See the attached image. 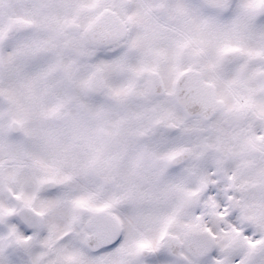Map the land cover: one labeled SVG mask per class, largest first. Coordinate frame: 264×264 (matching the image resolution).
Segmentation results:
<instances>
[{"label":"snow or ice","instance_id":"1","mask_svg":"<svg viewBox=\"0 0 264 264\" xmlns=\"http://www.w3.org/2000/svg\"><path fill=\"white\" fill-rule=\"evenodd\" d=\"M264 30V6L245 0ZM90 11H83L85 8ZM108 0H71L55 9V25H48L37 0L19 5V12L34 16L27 26H14L13 16H0V54L5 61L17 53L28 54L34 38L52 44L54 55L86 46L92 72L103 73L121 61L125 46L115 39L116 18L107 13ZM204 14L221 21L232 20L239 11L233 3L227 10L201 3ZM79 15V23H74ZM217 57L232 43L223 32L192 37ZM54 42V43H53ZM54 57L32 64L43 70ZM12 79L10 66L0 64V83ZM205 82L182 75L178 94L186 103L196 102ZM212 103L218 101L213 96ZM253 135H264V124ZM3 140L0 133V141ZM158 166L164 169L162 188L166 195L152 208L128 200L107 176L93 174L85 161L63 183L21 187L25 176L15 175L9 156L36 159L43 149L36 141L14 142L0 150V264H264V199H253L240 189L238 162H221L216 156L187 151L191 147L182 128L163 124L149 141ZM42 167H56L49 158L36 160ZM152 241V247L143 242Z\"/></svg>","mask_w":264,"mask_h":264},{"label":"flooded vegetation","instance_id":"2","mask_svg":"<svg viewBox=\"0 0 264 264\" xmlns=\"http://www.w3.org/2000/svg\"><path fill=\"white\" fill-rule=\"evenodd\" d=\"M146 1L153 4V7H150L148 11L145 9L147 17H150L151 20L150 26L152 28L155 26V31L161 29L160 32L158 31L161 34L165 33L163 38H165V43L169 44L167 53L154 52L152 45L156 41L152 38H147L145 42L139 40V47L132 44L131 40L134 37L139 38L133 32V29L137 27L135 22H139V20H135L133 16L127 20L125 16H119L114 10V13L116 12L118 15L116 25L118 30L115 39L118 40L119 46H128L121 61L131 66L130 75L133 76L129 83L131 96L149 99L147 103L154 105L153 108H150L134 102L129 109L127 108L132 114L130 116H132L133 122L139 124L138 134L146 133L150 136L162 124L169 128L178 125L183 129L191 144V147L186 149L187 151L205 155L204 148L206 146L204 145H210L209 155L218 157L221 162H227L233 159V150H239L243 158L250 159L249 162L246 161L238 167L240 189L253 199L264 198V135H253L256 126L264 124V113H259L257 110L258 106L264 104V62L258 63L254 60L257 58L264 60V30L256 32L259 30L256 26V17L250 12L248 3L245 0H186L187 6L194 9L196 16L199 17V19L188 20L194 27L191 28V32H187V27L182 22L168 18L166 4L169 0ZM201 3L210 8L223 10H227L230 5L237 3L239 11L234 19L221 21L206 16L199 7ZM255 3L264 6V0H255ZM154 12L160 15L157 21V15ZM203 16L206 19L202 22L201 17ZM79 18L78 15L76 23H79ZM204 24L206 26L210 24L216 29L212 32H223L233 38L232 43L225 47L218 57L214 52L204 49L192 39L194 36L206 33L203 28ZM229 28L230 33L227 31ZM256 35L260 39L259 43L262 49L258 53H252L246 48L244 49L241 42L243 39L253 40V36ZM144 37L147 36L141 35V38ZM161 42L163 44V41ZM87 53L89 57L92 55L89 48H87ZM232 53H239V59L225 64L224 56ZM158 61L163 62L158 64ZM188 71L200 73L206 83L213 85L217 100L225 106L224 111L217 114L210 124H203L201 120H188L173 104L174 83L178 76ZM152 76L157 77L156 81H159L163 88V93L158 97L150 96L146 92ZM133 78L135 79L134 83ZM168 103L179 115L178 120L164 122L159 119ZM146 134L144 135L146 136ZM129 149L132 152L130 154H135L133 147ZM149 162L152 165L157 164L155 157H150ZM259 166L261 169L258 172L257 167ZM99 175L109 176L103 173ZM111 177L116 179L118 174L115 173ZM157 203L160 204L161 201L155 199L147 202L148 206H145V209L155 207ZM143 246L152 247V241H144Z\"/></svg>","mask_w":264,"mask_h":264},{"label":"rangeland","instance_id":"3","mask_svg":"<svg viewBox=\"0 0 264 264\" xmlns=\"http://www.w3.org/2000/svg\"><path fill=\"white\" fill-rule=\"evenodd\" d=\"M47 3H51L54 7L53 14L56 15L55 9L58 8L56 3H63L69 5L71 3V0H40ZM149 1V0H148ZM29 2V0L27 1ZM108 2L111 5H114L116 8H112V12L114 13V10L118 13L119 16H126L129 15L130 17L133 16L135 20H139V22H135L137 25L136 28L133 29V32L136 36L133 40H131V43L136 45L137 47L140 46L139 40H142L145 42L147 38H152L156 41L152 45V48L154 52L156 53H167L169 51V44L165 43L164 35L165 33L161 34L159 33L160 30L157 29L155 31V26L152 28L150 26L151 20L150 17H147L146 10L150 9V7H153V4L148 3L146 0H122L123 5L128 6L129 9L123 8L121 6V2L119 0H115L114 3H111L112 0H108ZM9 3V2H8ZM23 1H20V4H22ZM18 4V5H20ZM178 4L180 6V9H178L175 5ZM64 6V5H59ZM168 8L167 16L168 18L174 19L177 22H182L185 27H187V32H191V28L194 26L190 23V19L198 18L196 16V13L194 9L191 7L189 8L186 4V0H169L166 4ZM148 7V8H147ZM12 8V12L15 11V17H19L17 19H21L22 17L24 20L32 23V20L34 19V16L30 13H24L19 12V6L15 2L11 1L10 9ZM91 9L85 8L83 11H90ZM115 12V15L117 13ZM78 16V15H77ZM132 18V17H131ZM203 20L206 19L205 16L201 17ZM58 17L57 15L53 17V19L49 24L50 20H47L48 25H55L57 22ZM77 19L74 21L76 23ZM191 24V26H190ZM197 24V23H195ZM205 25V24H204ZM209 26H204V31L206 33L212 32L214 27L210 24ZM176 28V27H175ZM195 29V28H194ZM260 30V29H259ZM256 30V32H261L262 30ZM159 31V32H158ZM228 33H230V28L227 30ZM255 33V32H254ZM260 34V33H257ZM142 36H147L144 38H141ZM231 35V34H230ZM254 35V34H253ZM37 40V42H35ZM151 40V39H150ZM118 41V40H117ZM163 41V44L162 42ZM260 39H258V36H253L252 39H243L242 47L249 52L252 53H258L262 47L259 43ZM263 41V40H261ZM34 42L36 43L37 47H35L31 52L28 54L23 53H17L15 56L7 57V60L5 61V58L2 54L1 60H3V63H7L12 72V78L11 81L7 84L0 83V92L1 94H4L6 97L12 99L15 101V110L14 114L16 117V120H19L23 131L28 133L30 135L28 138H31V141L38 142L43 151L42 153L36 157V159H32L29 157H23V166L20 167V169H14L15 175L17 176H25V180L21 187H27L29 184L32 183V179L34 175L39 172V182L38 184L33 185V189L35 187H38L39 185L43 184L47 181H55L57 184L63 183L66 179L69 173L72 171H79L81 170L80 166L85 162L88 161L91 164L94 163L92 166L93 174L103 173L107 174L110 177L114 176V174H118V177H116V183L115 185L118 187V189L121 191V193L132 203L136 204L139 207L145 208V206H148L146 203L150 202L152 200H160L162 202L164 196L166 193L164 192V189L162 186L158 189H151L147 190L145 189L142 184L144 181L140 182L136 180L135 178L137 176L143 177L145 167L139 166L134 169V164L136 162H140L143 164L145 161L148 160L150 157H155V152L151 148L150 144L146 146L145 149V156L146 158H140L139 155L131 154L127 160V163L124 165H121L119 163V156L113 157L108 156L106 154L101 155L102 150L98 143L94 142L95 135H94V129L98 128L101 124L100 120L97 119V116L102 113L101 106L99 107L98 103L90 102L88 103L91 106H88V104L83 101L82 103L86 106H88L86 113L90 117H96V119L92 120H85L84 117L81 119L76 118L75 123L73 124V130L70 129V133L68 136L64 135V133L59 131L58 129L54 127H48L43 120V117L46 116H54L55 120H57L59 115L55 114V107L52 103H49L47 99L45 98V91L40 84L41 77V71L33 72L32 69L28 70L26 72L24 70V64L22 66V58L28 57L29 55H33L35 53H38L40 51H48L53 49L52 44H44L42 37H35ZM154 42V41H153ZM116 46H119L118 44ZM135 47V46H134ZM171 51V50H170ZM31 55V56H32ZM22 57V58H21ZM3 58V59H2ZM167 58H170V56H167ZM152 62V61H151ZM163 61H158L159 63H162ZM48 66V63H47ZM23 68V75H21V70ZM44 69V68H43ZM102 80L104 86L107 88L106 93L111 95L113 97L114 101L117 102L118 105L122 106L126 103L129 104V83L132 78L131 74V66L128 65L125 62H118L115 65L108 66L103 73H97ZM128 77H127V76ZM130 75V76H129ZM76 84L83 86L84 82L87 81V78L84 76H75ZM81 93V92H79ZM79 99H83L80 95H78ZM17 102V103H16ZM131 105V104H130ZM19 107L22 109V113L18 112ZM257 110L259 113H264V104L257 107ZM44 114V116H43ZM261 115V114H260ZM43 116L41 119L40 117ZM159 119L164 122H169L170 120H178L179 115L176 114L174 108L171 104H166L163 111L161 112V115L159 116ZM128 122V121H127ZM120 123L116 118L115 114H112L110 117L107 118V133H111L114 135V138H117L119 147L122 149V140L125 136L124 133L126 131H130V129H134L137 127L136 125H131L130 127L124 128V132H120V125H117ZM126 123V122H125ZM0 125H4V122H1ZM77 126H79L80 132H77ZM109 133V134H110ZM72 139H75L76 148L73 147L71 137ZM123 136V138H122ZM59 141H62L61 144ZM3 142H0V150L4 149ZM122 152V151H121ZM233 159L231 161H237L238 167L241 164H244L249 162L250 159L243 158L239 152V150L234 149L233 152ZM88 155L89 158L83 157V155ZM49 158H54L57 161L56 167H42L41 164L36 163V160L45 161ZM19 162V158H17ZM157 160V159H156ZM135 161V162H134ZM5 164L11 165L10 159H5ZM13 167V166H12ZM261 166L257 167L258 172L260 171ZM113 178V177H112ZM152 183V182H151ZM153 185V183H152ZM137 202V203H136ZM141 204V205H140Z\"/></svg>","mask_w":264,"mask_h":264},{"label":"trees","instance_id":"4","mask_svg":"<svg viewBox=\"0 0 264 264\" xmlns=\"http://www.w3.org/2000/svg\"><path fill=\"white\" fill-rule=\"evenodd\" d=\"M11 1L15 2L17 6H19L18 4H20L21 0H0V13H3L4 15L11 13V9H10ZM111 3H114V1H112ZM113 8H116V7L114 6ZM42 10L46 14L50 13L44 7L42 8ZM87 48L88 47L86 46H81L80 50L78 49L73 50L69 46V44H67L66 49H69L70 53H66L60 56H54V58L49 61L50 68L48 69V71L41 74L43 75L41 77V83L45 87V98L47 99L49 103H52V104L54 103L56 105L55 114L59 116L57 117L58 118L57 120H55L54 116L52 117L41 116L40 119L43 117V120L44 122H46L45 124L48 127H54L58 129L60 132L62 131L64 135L66 136H68V134L70 133V129L73 130L72 127H73V124L75 123L76 118L81 119L82 117H84L85 120L94 119L88 115H85L84 112L82 113L80 111V108L84 107L83 106L84 104L82 103L83 101L79 99L78 94L72 98L71 95H69V91H68V83L70 82L71 70H72L71 72L72 77L80 75V74L86 75L89 72H91L90 63H89L90 57L86 58V55L88 56ZM34 59L37 62L44 58L35 57ZM21 62H22V66L24 64V70L28 72L29 66L33 64L32 58L24 57L22 58ZM21 75H23V68L21 70ZM2 84L4 85V83ZM14 104H15L14 100L6 97L4 94H2V96L0 95V111H4L5 113L7 112L10 116L16 117L14 114V110H15ZM102 108H103L104 113L107 115H109L110 113H113V111L115 112V109L109 103L105 104V106H103ZM18 112L22 113L21 107H19ZM102 123H104V121H102L101 124ZM79 128L80 127L77 126V130H76L77 132H80ZM124 128L125 126L121 127L120 129L121 133L124 132ZM130 131H132V129H130ZM130 131H128L127 135L124 133L125 134L124 138L122 136L123 138L122 143H121L122 149L121 147H119L117 138H114L112 140V146L108 147L105 142L99 139L100 130H98L97 128L94 129V133L98 132V135L95 136V141H100L103 144L105 149L108 147L107 152L110 155H115V157L119 156V163L120 162L123 163L124 158H125L124 156L126 155V154H123L126 151L125 152L123 151H124V148L126 147L127 138L129 137ZM5 132H6V129L2 128V134H5ZM151 136L152 135H150L148 139L144 137V135L142 134H139L137 137H134L133 139H135L136 142L134 143L133 148L137 150V149L146 147L147 145L150 144L149 141L151 139ZM28 141H29V138H28ZM71 141L73 144L74 139H72V137H71ZM59 142L61 144L62 141H59ZM3 143H4L3 144L4 148H6L9 144L14 143V142L12 140L3 139ZM74 145H75V142L73 144V147ZM204 146H206L204 148V154L209 155V153L211 152L210 145H204ZM9 157H16V156H9ZM147 167L149 169L146 172V182L149 178L154 179L155 181H157L155 183V187L159 188L163 183L164 169L160 168L158 166V163L156 165H152L149 163ZM146 182H144L142 186L146 187L147 186ZM157 205L159 204L157 203Z\"/></svg>","mask_w":264,"mask_h":264},{"label":"water","instance_id":"5","mask_svg":"<svg viewBox=\"0 0 264 264\" xmlns=\"http://www.w3.org/2000/svg\"><path fill=\"white\" fill-rule=\"evenodd\" d=\"M108 14L113 15L115 18L116 16L111 13V12H107ZM117 20V18H116ZM12 24L14 26H27L28 24L23 22V21H12ZM239 53H232V54H227L224 56V63L225 64H230L233 61H236L239 59ZM256 62L258 63H263L264 60L262 58H257L254 59ZM188 75V76H196L199 77L203 80V77L200 73L195 72V71H189L187 73H184L182 75ZM182 75L177 79L176 83H175V87H174V92H173V102L175 104V106L181 110L183 112V114L189 119V120H195V119H200L202 121V123L204 124H208L211 122V120L217 115V114H221L224 109L225 106L222 102H219L217 100V96L215 93V89L214 86L207 84L205 82V87L204 89L199 93L198 97L196 98V102L194 103H186V101L184 99H182L180 97V95L178 94V82L180 81ZM157 80V79H156ZM204 81V80H203ZM91 83V89L90 92H95L97 90H100L102 88V84L101 81L97 78V76L93 75L91 77L90 80ZM151 90L153 92V94H159L162 91V87L160 85V83H158L157 81H151ZM215 97L216 100L218 101L217 103H212L211 102V98ZM10 133L12 136H17L21 134V127L18 123L16 122H12L11 123V129H10ZM103 178V177H102ZM110 182L114 184V179L108 177ZM48 185H56L53 182H49V183H45L44 186H48Z\"/></svg>","mask_w":264,"mask_h":264},{"label":"bare ground","instance_id":"6","mask_svg":"<svg viewBox=\"0 0 264 264\" xmlns=\"http://www.w3.org/2000/svg\"><path fill=\"white\" fill-rule=\"evenodd\" d=\"M178 9H180V6H178V4L175 5Z\"/></svg>","mask_w":264,"mask_h":264}]
</instances>
